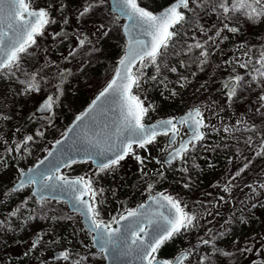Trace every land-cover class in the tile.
<instances>
[{
	"label": "rangeland",
	"instance_id": "obj_1",
	"mask_svg": "<svg viewBox=\"0 0 264 264\" xmlns=\"http://www.w3.org/2000/svg\"><path fill=\"white\" fill-rule=\"evenodd\" d=\"M39 1L46 6L50 18L55 23L47 25L44 33L37 38L39 55L35 58L34 66L38 69L49 67L51 70V76L48 71V74L43 77L50 83V86L48 87L46 84V87L50 90L49 97L53 98V108L47 116L39 117L35 113L38 104L34 110L35 103L30 101L28 109L30 114H26L25 118L12 121L8 116L0 115V211H4V215L16 211L20 207L18 204H11L8 200L9 195L13 193L11 188L20 173L25 172L26 168L46 154L47 149H50L57 140L54 139V135L62 132L65 123L71 117L76 116L80 112L79 109L88 104L98 86L93 84L84 93L76 94L71 91L75 84L70 79L78 77L81 72H84V76H87L88 73L94 77H104L106 72L109 75L108 69L114 64L115 57L122 56L125 49L124 40L119 42L111 41L108 38L112 34L104 26V19L113 15L110 14L109 8L99 4L100 2L94 0ZM89 4L93 7L85 16L81 17L80 12ZM144 5L147 4L144 3ZM58 33L59 35H56ZM81 40H85L83 46L80 44ZM41 47L49 49V59L40 52ZM223 47L227 49L225 54L227 58L237 57L234 53L236 46L232 47L226 42ZM240 50L241 47L237 46V52ZM219 52L215 48L211 56L214 58ZM70 53L72 54L70 55ZM202 58L204 59L205 56ZM143 64V67H141V63L139 64L137 71H142L150 66L149 61H143ZM231 66L234 67V65ZM161 70L163 69H160L159 73ZM159 73L156 68L151 70L150 78L156 76V79H159ZM235 75V70L231 69L227 82ZM75 80L80 81V78ZM101 80L102 78L99 79V81ZM154 84L156 93L165 95L164 100L168 102L171 97L179 95L178 92L185 85L181 80H157ZM65 85H68V91L64 89ZM33 92L36 95L38 91L35 89ZM225 99H228V94L225 95ZM196 108L202 113L206 125L202 130L203 141L196 144L195 148H190L181 163L166 171L154 165L156 164L154 159L157 160L160 155H164L159 144L160 141L151 144L147 150H134L142 158L143 164L138 162L132 154H129L126 159L120 162L119 166L110 171L112 179L110 183L104 185L103 191L99 193V200L103 203L101 207L106 211L102 217L107 218L114 213V209L110 206L105 207L110 202L112 195L108 192L111 190L110 185H112V190H115L113 194L115 202L113 203L122 204L125 201L124 210H131L143 203L149 196L161 193L171 196L180 203L185 212L196 217L193 225L182 231L166 247L167 252L170 253L168 257H174L179 252L191 250V257L185 260L184 264H199L203 253L198 249L206 246L201 243L206 239L210 241L206 247L210 252L214 249V251L218 250V252L229 256V262L222 261L221 264H264L263 222L248 214H245L243 218L242 213L238 211L242 206L241 202L250 201L248 206L252 207L255 201L261 200V196H264V190L263 195L256 194L257 191L260 194V186H263L264 189V175H262L264 171H259L255 178L249 182H238L236 185L232 183L239 169L249 159L248 157L256 153L258 143L253 139L250 140L248 147H251V150L238 163L237 155L221 149L226 136L225 129L228 130L236 126L235 114L228 109L218 115L215 109L209 107ZM37 132L42 135H37ZM63 133L64 131L62 135ZM27 136H32L33 140L25 145L24 140ZM162 142L166 146V139H163ZM17 145L20 146L19 150H17ZM216 147L220 148L215 149ZM146 160L150 162H144ZM151 161L153 162L151 163ZM80 171L86 173L88 168L84 167ZM163 172L167 175L178 174L176 176L180 178L185 175L184 179L190 188L187 197H183L179 193L180 186L178 187L174 180L168 182L157 178ZM245 182L248 183L243 185ZM140 183L142 184L140 185ZM150 185L151 188H149ZM122 208L123 206L118 204L116 209L121 210ZM48 218L50 219L51 216ZM64 218L66 221L62 223L64 224L63 228L59 231L51 233L50 226H48L39 230L38 234L31 235L26 241H20L17 247L1 250L0 254L15 262L22 259L23 256L33 254L32 260L28 264H51V260H55L52 257L53 252L61 250L58 249L62 246L61 242L77 244L81 250L86 251L88 238L82 233L80 223L77 224V221L68 216ZM34 237H37L38 241L35 248L32 243ZM3 259H5L4 256ZM76 259L74 255L70 258L71 261H76ZM209 263L216 264L214 260H210Z\"/></svg>",
	"mask_w": 264,
	"mask_h": 264
},
{
	"label": "trees",
	"instance_id": "obj_2",
	"mask_svg": "<svg viewBox=\"0 0 264 264\" xmlns=\"http://www.w3.org/2000/svg\"><path fill=\"white\" fill-rule=\"evenodd\" d=\"M173 1L137 0V4L139 7L156 14ZM214 2L215 0L208 3H205V0H197L196 4H190L191 10L185 11V21L172 29V31L176 32V35L170 41V47L162 56L157 57V62L161 66L160 69L163 70L159 73L160 78L155 81H184V88L178 92L179 95L171 97L168 102L164 100L165 95L156 93L155 81L150 78V72L156 66L151 63H149L150 66H147L142 71H137L139 65L135 68L134 73L140 78V86L133 89V94L143 101L145 107L148 105L152 106L144 118L145 122L175 118L196 107L215 109L218 115L224 113L223 110L227 109L234 113L236 126L225 131L226 136L224 137L225 140L221 149L237 155V162L240 163V160L244 159L246 154L251 150V147H248V142L253 139L258 143L256 153L248 157L249 159L239 169L240 174H236L233 178L232 183L236 185L238 182H249L255 178L259 171H264V148L261 147L262 143H264V107H261V105L264 102L259 100V97L264 95V82H262L258 73L255 72V69L259 68V65L255 61L259 59L260 52L264 51V19L255 23L249 21L243 15H236L230 19H225L218 8L215 11L213 10ZM26 3L32 9H45L47 11L46 6L41 4L39 0H26ZM144 3L147 5H144ZM99 4H103L106 8L108 7L106 2H100ZM181 11L184 10L181 9ZM104 23V26L112 34L108 38L111 41L123 42L124 39L121 33L122 22L115 16H108V18L104 19ZM225 24L230 28L238 29V31L235 33L228 31L224 27ZM217 31H220V36H216ZM37 38L39 36L35 38L36 42L38 41ZM226 42L232 47L236 46L234 49V53L237 55L236 58H227L225 56L227 49L223 47V44ZM197 43L203 45V48L192 47L189 51V46H194ZM237 46L241 47L239 52H237ZM38 48L39 44L36 43L28 47L26 52L21 54L18 66H13L11 70L4 69L0 72V115L8 116L12 121L20 120L21 118H25L26 114H30L28 112L31 104L30 101H34L35 110L37 104L39 105L41 101L50 95V90L46 87V84L49 87L50 83L49 81H45L43 77L48 74V71L51 76L50 68L42 67L38 69L34 66L35 58L39 55L37 52ZM215 48L220 52L213 58L211 55ZM40 49L43 56L49 59V49L42 47ZM201 51L207 52V56L204 59L200 56ZM120 58L121 56L115 57L114 64L108 69L109 75L106 72L104 77H94L88 73L87 76H84V72H81L78 76L80 81L75 80L78 77L70 79L75 84L74 89H71V91L76 94L84 93L93 84L98 85L88 104L79 109L80 112L78 114L84 111L91 99L110 81L115 72V63ZM249 60H251V63H249ZM241 64H247V67L241 68ZM231 65H234V67ZM171 68H175L176 71H170ZM231 69L235 70V76L239 75L243 79L241 86L237 89L236 95L229 101V99H225V95L228 94L229 90L224 85L229 79ZM33 76H35L34 82L37 84V97H35L36 95L33 90L26 91V82L31 81ZM253 76H256L255 80H253ZM100 78H102L101 81H99ZM64 89L68 91V85H65ZM183 100H186V102H183ZM146 102H149V104H146ZM253 105L255 106L251 107ZM76 116L71 117L65 123V127ZM65 127L63 131L66 130ZM62 132L56 133L54 139H58L62 135ZM219 148L216 147L215 149ZM258 152L260 155H257ZM176 175L178 174H168L166 181L171 182L174 180L176 185L180 186L179 188L177 187L179 193L183 197H187L190 188L184 179L185 175H183V178ZM248 182H245L243 185ZM263 190V186H260V194H258V191L256 194L258 196L263 195ZM260 199L257 202L255 201L252 207L248 206L250 205L248 204L250 201L241 202L242 206L238 211L242 213L243 218L245 214L251 215L252 218L255 217L260 222L262 221L264 226V196H261ZM18 205L20 207L16 212H8L5 209L8 213L4 215V211H0V253L1 250L17 247L20 241H26L31 235L38 234L39 230L48 226H50L49 230L51 233L59 231L63 228L62 225L64 224L62 223L66 221L64 217H71L77 223H80L79 217L70 214L65 204L60 202L45 201L36 203L33 201ZM48 216H51V218L49 219ZM61 244L62 246L58 249H67V252L70 254L69 259L51 260V264H68L69 262L71 264L74 262V264L103 263V257L94 250L91 243L86 247V251L81 250L74 243L61 242ZM207 246L198 249L203 253L201 257H208L205 260V264H210V260H214L216 264H221L222 261L229 262L230 258L227 254L224 255V253L214 251V249L210 252L209 248H206ZM73 255L77 258L76 261L70 260ZM221 255L223 256L221 257ZM3 256L5 259L2 260ZM3 256L0 254V264H28L32 260L33 254L23 256L22 259L16 262L5 255ZM156 257L162 260L169 258L166 246H162L158 250ZM190 257L188 256V258Z\"/></svg>",
	"mask_w": 264,
	"mask_h": 264
},
{
	"label": "snow or ice",
	"instance_id": "obj_3",
	"mask_svg": "<svg viewBox=\"0 0 264 264\" xmlns=\"http://www.w3.org/2000/svg\"><path fill=\"white\" fill-rule=\"evenodd\" d=\"M196 2L197 0H175L161 13L153 14L139 7L137 0H114V9L120 16L126 17L130 21L128 25L130 33L133 30L138 31L140 36L150 37V40L135 39L134 44H130L125 57L119 62L120 66L117 68L116 76L99 94L96 101H93V107H95L97 101H101L102 98L118 97L120 109V120L116 125L115 132L103 141L88 140V148L84 149L85 158L91 159L100 172L115 169L129 154H132L138 162L143 164L142 158L135 153L133 145L136 148L147 150V146L154 143L158 135H168L170 132L172 135L169 138V147L175 142L177 127L173 120L160 121L156 125L151 126H146L143 123L152 106L148 105L145 107L143 101L133 94V88H139L140 86V78L132 71V67L137 61H140L141 67H143V61L147 59L149 63L156 66L157 73H159L161 66L157 62V57L162 56L170 47V41L176 35V32L172 31V29L185 21V11H190V4H196ZM208 2H212V0H205V3ZM92 7L93 5L91 4L85 6L80 12V16H85ZM217 8L225 19H230L236 15H243L253 23L264 19V0H215L213 10L215 11ZM181 9L184 11H181ZM50 23H55V21L50 18L48 11L45 9L30 10V5L26 3V0H0V70H11L13 66H18L21 54L25 53L28 47L36 43L35 38L42 35L46 26ZM224 27L233 33L238 31L236 28H230L227 24ZM56 35H59V33ZM216 36H220V31H217ZM84 43L85 40L80 41L81 46ZM192 47L203 48V45L197 43L194 46H189V51ZM200 55L206 57L207 52L201 51ZM249 63H251V60H249ZM255 63L259 65L255 72L258 73L262 82H264V51L260 52L259 59ZM240 67L246 68L247 64H241ZM170 71L175 72L176 69L171 68ZM151 79L155 81L156 76ZM242 79L241 76L237 75L225 83V88L229 89V101L236 95ZM255 79L256 76H253V80ZM34 81L35 76L32 77L31 81L26 82V91L36 89L37 84ZM259 100L264 102V95H261ZM52 104L53 98L49 97L39 110H50ZM261 107H264V103H262ZM89 111H92V108ZM84 115H87V112ZM76 119L81 121L84 116H77ZM177 123L187 124L191 128V135L188 141L182 142L179 148L169 153L165 160L167 164H171L172 160L176 158H182L190 150V144L192 148H195L196 142L204 138V134L200 129L206 127V125L199 109L190 111ZM37 135H42V133L37 132ZM32 140V136H27L24 144L26 145ZM59 143L61 142L57 141V144ZM261 147L264 148V143H262ZM19 148L20 146L17 145V150ZM49 155L51 156L52 153L50 152ZM257 155H260V153L258 152ZM70 162L75 161H61L65 165ZM59 167L60 164L55 161L51 162V169H55L58 172ZM51 169L39 173L32 169L30 173L33 174L27 176L22 172L21 176L23 178L19 188H23L25 185H37L38 191L43 193L48 189L66 186L72 193V199L87 207L86 214L91 221L89 231L94 233V246L98 247L100 251L107 252L113 256H133L141 264H144L145 261L147 264H173L172 261L157 260L154 254L167 241L181 234L183 230H187L196 219L194 215L185 212L179 202L171 196L161 194L158 199H152L159 208L166 209V211H156L148 215L138 211H129L127 216H121L119 219L128 220L129 218H135L134 224L125 225L123 232L119 228L110 230V225H105L102 221L97 220L99 216V212L95 207L98 202L96 200L97 192L92 186V181L84 177L68 180L63 176L52 174ZM239 174L238 172L237 175ZM56 181L60 183L57 184ZM149 188H151V185ZM13 190L16 191L18 189ZM84 196H88L91 203L85 201L83 199ZM41 199H43V196H41ZM165 201L166 204L163 203ZM113 219L114 222L119 223L118 220ZM145 221L151 227V232L147 233V240L141 236V233H145ZM36 243L38 241L33 243V248L36 247ZM201 243L208 245L210 241L205 239ZM191 254V250L182 253L176 257L175 264H183V261ZM69 255L68 252H63L58 258L68 260ZM206 259L208 257H201L199 264H205Z\"/></svg>",
	"mask_w": 264,
	"mask_h": 264
},
{
	"label": "water",
	"instance_id": "obj_4",
	"mask_svg": "<svg viewBox=\"0 0 264 264\" xmlns=\"http://www.w3.org/2000/svg\"><path fill=\"white\" fill-rule=\"evenodd\" d=\"M94 1H97V2L98 1H106V2H108L110 14L116 16L118 19H120L122 21L121 33H122L123 39L125 41V49H124V53H123L121 59L125 57V54L129 48L130 44H134L135 39H142L145 41L150 40V37L140 36L138 31L133 30L130 33L129 28H128L130 21H128V19L126 17L120 16V14L114 9V0H94ZM169 6H167L166 8H168ZM166 8H164L163 10L158 12L157 14L161 13ZM30 10H32V9H30ZM33 10H39V9H33ZM25 18L27 19L26 14H25ZM121 59L118 61L117 65H116L115 72H114V74H113V76L109 82H111L113 80V78L116 76V71H117V68L120 66L119 62L121 61ZM139 63H140V61H137L133 65L132 71H134L135 67ZM2 70H4V69H2ZM2 70H0V71H2ZM109 82H108V84H109ZM107 85L101 90V92L107 87ZM227 90H229V89H227ZM101 92H99L97 94V96L92 100L90 105L80 115H78V116H84V119L81 121H77V119H76L77 116H76L65 132V133H67V135H65V133H64V135L62 137H60L58 140H56L53 147L46 153V155L42 159H40L38 162H36L33 167H31L28 170H26L25 172H23L25 176H27L29 174H33V173H30V170H32V169H35L36 173H39L41 171H48L49 169H51V162H53V161H55L57 164H60L59 171L62 170L63 168H65L66 166H69L70 164L77 163V162H85V161L90 162L94 167H97V165L95 163H93V161L91 159L85 158L86 154H85L84 149L88 148L87 141L90 139L101 140V141L105 140L107 137L111 136L115 132L116 125L120 120V109H119L118 97L107 98V99L102 98L101 101H97L96 106L93 107V101H96V98L99 96V94ZM48 98H46L45 101ZM44 102H42L36 110V113L38 115H47L52 110V108H51L50 110L40 111L39 109L41 108V105H43ZM90 108H92V111H89ZM194 109H197V108H193L191 110H188L184 114L179 115L176 118L161 119V120L156 121L152 124H147L146 126L156 125L160 121L169 120V119L173 120V123L176 124V127L184 126L188 135L174 149L179 148V146L182 142H186L190 139L191 128L187 124H179L177 122L181 118L185 117L190 111H192ZM86 112H87V115H84ZM204 123H205V121H204ZM203 128L200 129V131L202 133H203V131H202ZM70 129H71V131H69ZM171 135L172 134L170 132L169 137L167 139L168 145H169V138ZM177 136H178V134L176 133L175 141L177 140ZM57 141H60L61 143L57 144ZM201 141H199V142H201ZM199 142H196V143H199ZM173 144L174 143H172L171 146ZM133 146H135V145H133ZM190 146H191V144L189 145V148H190ZM174 149H172L169 153H171ZM50 152L52 153L51 156L49 155ZM169 153L165 156L164 161L169 156ZM179 159H181V158H176V159L172 160V162L175 160H179ZM63 160L75 161V162H70V163L65 165V164L61 163V161H63ZM41 161H43V163H41ZM51 173L54 175H57V171H55V169H51ZM22 178L23 177L20 176L18 182L15 184L13 189H18V190L21 189V188H19V185L21 183ZM72 180H74V179H72ZM56 183L59 184L60 182L56 181ZM26 186L27 185H25L24 187H26ZM32 187H33L32 188V195L38 201L48 199V200H55V201L64 202L70 213H73V214L76 213V214H79L81 216V220H82V224H83L84 228L87 231H89L91 221L89 219V216L86 214L87 213V207L85 205H80L78 202H75L72 199L71 191L69 189H67L66 186L57 187L55 189H48V190H45L43 193H40L38 191L37 185H32ZM160 195L161 194H155L152 197H149L143 204H141V205H143V207H141V205H140L137 207V209L135 211H138L139 213H142L144 215H148V214L154 213L156 211H161V212L166 211V209L159 208V206L153 202L152 198L158 199ZM41 196H43V199H41ZM88 198H89L88 196L83 197V199L85 201L89 202ZM163 203L166 204V201ZM123 216H127V213ZM134 220H135V218H129L128 220L118 219L119 223H116L115 227L110 228V230H115V229L119 228L123 232L125 225L134 224ZM149 232H151V227L148 226L147 221H145V233H141L142 238L147 240L148 239L147 233H149ZM91 234H92V246L94 247L96 252L103 254L104 264H141V262L139 260L135 259L133 256H127V255L113 256L107 252L100 251L98 247L94 246V241H93L94 233H91ZM35 241H36V239H34V242ZM129 243H130V239H129ZM63 252H66V251H56L52 254V257L54 259H62V258H58V257H60V254ZM182 253H186V252H181L176 257L181 255ZM176 257L172 261L173 264H175ZM159 261H163V260H159ZM144 264H147V262L145 261Z\"/></svg>",
	"mask_w": 264,
	"mask_h": 264
},
{
	"label": "flooded vegetation",
	"instance_id": "obj_5",
	"mask_svg": "<svg viewBox=\"0 0 264 264\" xmlns=\"http://www.w3.org/2000/svg\"><path fill=\"white\" fill-rule=\"evenodd\" d=\"M30 9H32V8H30ZM134 89V88H133ZM102 90V89H101ZM100 90V91H101ZM99 91V92H100ZM98 94V93H97ZM47 98V97H46ZM45 98V99H46ZM95 98V97H94ZM93 98V99H94ZM93 99H91V101H90V103L92 102V100ZM44 101V100H43ZM43 101H41V102H43ZM41 102H40V104H41ZM89 103V104H90ZM146 104H149V102H146ZM48 115V114H47ZM47 115H38L39 117H44V116H47ZM165 119V118H164ZM159 120H161V119H158V120H153V121H150V122H145V120H143V123L145 124V125H147V124H152V123H154V122H156V121H159ZM72 122V121H71ZM71 124V123H70ZM69 124V125H70ZM68 125V126H69ZM68 126L65 128L66 130H67V128H68ZM66 130L64 131V133L66 132ZM63 133V134H64ZM177 134H178V136H177V140L174 142V144L172 145V146H170L169 147V145H168V143H167V139H168V137H169V134L168 135H163V134H161V135H158L157 137H156V141L154 142V143H158L159 141H160V145H161V147H162V149H163V153H164V155L162 154V155H160L159 156V158L156 160V159H154V162L156 163V164H154L157 168L159 167L160 169H162L163 171H166V170H169L170 168H172V167H174V166H176L177 164H179V163H181L182 162V160H183V158H184V156L181 158V159H179V160H175V161H173L171 164H166L165 163V161H164V159H165V156L172 150V149H174L187 135H188V133L186 132V130H185V127L184 126H180V127H177ZM62 136V135H61ZM60 138V137H59ZM163 139H166V146H165V144L162 142L163 141ZM153 144V143H152ZM151 145V144H150ZM150 145H148L147 147H149ZM192 147V146H191ZM133 148H134V150H136V149H138V150H144V149H141V148H136V146H133ZM50 149H47V151H46V153L49 151ZM46 155V154H45ZM44 155V156H45ZM43 156V157H44ZM43 157H41L40 159H42ZM39 159V160H40ZM126 159V158H125ZM38 160V161H39ZM38 161H36V162H38ZM36 162H34L30 167H28V168H26L25 169V171L26 170H28L29 168H31V167H33L34 166V164L36 163ZM144 162H147V163H149L150 161H148V160H146V161H144ZM153 161H151V163H152ZM84 167H87L88 168V171H86V173L85 172H82V171H80V169H82V168H84ZM90 168V169H89ZM110 171L111 170H109V171H105V172H100L99 171V169L97 168V167H94L90 162H87V161H85V162H77V163H73V164H70L69 166H66L65 168H63L62 170H60V171H58L57 172V175L58 176H63V177H65L66 179H68V180H72V179H78V178H80V177H84L85 179H89V180H91L92 181V186H93V188L96 190V192H97V196H96V200L98 201L97 202V204L95 205V207L97 208V210H98V212H99V216L97 217V220L98 221H102L105 225H110L111 226V228H114L115 227V225H116V222H114V219L113 218H115L116 220H118L121 216H123V215H125L126 213H128L129 211H135L136 209H137V207L140 205V204H143V203H140V204H136L137 206L135 207V208H132L131 210H124L125 208V204H126V202L125 201H123V203L122 204H120L119 202H117V204H115V203H113V202H115V201H113V194L115 193V190H112V185H110V188H111V190H109L108 192H110L112 195H111V197H110V202L108 203V205H106L105 207H108V206H110L112 209H114V213L113 214H111L110 216H108L107 218H104V217H102V215L106 212V211H104V209L101 207V204H103L100 200H99V193L101 192V191H103V188H104V185H106V184H108V183H110V180L112 179V172L110 173ZM24 172V171H23ZM22 173V172H21ZM21 173H20V175H19V177L16 179V181L14 182V185L12 186V188H11V190H12V192L13 193H11V195H9V202L11 203V204H16V203H18V204H24V203H29V202H36V203H42V202H45V201H54V202H60V203H63V204H65L64 202H62V201H55V200H48V199H44V200H42V201H38L33 195H32V185H27L26 187H23V188H21L20 190H16V191H14L13 190V188H14V186H15V184L18 182V180H19V178H20V176H21ZM157 178H159V179H162V180H167L166 178H167V174L165 173V172H163V173H161L160 174V177H157ZM140 181H142V180H140ZM142 183H140V185H141ZM157 192V191H156ZM155 194H161V193H155ZM155 194H153V195H155ZM153 195H151V196H153ZM151 196H149V197H151ZM148 197V198H149ZM89 199V198H88ZM89 202L91 203V201L89 200ZM138 203V202H137ZM122 205L123 206V208L121 209V210H117L116 208H117V205ZM65 206H66V204H65ZM115 206H116V208H115ZM12 210V209H11ZM14 212H16V211H14ZM70 213V212H69ZM70 214H73V213H70ZM74 215H77L78 217H79V220H80V227L82 228V233L84 234V235H86L87 236V238H88V244H87V246L91 243V245H92V234L89 232V231H87L85 228H84V226H83V224H82V220H81V216L79 215V214H74ZM78 224V223H77ZM179 235V234H178ZM178 235H176L173 239H171V240H169V241H167L164 245H162V246H166V247H168V245L171 243V241H173L174 239H176L177 237H178ZM34 239H36V241H37V237H34L33 238V240H32V243H34ZM35 241V242H36ZM66 251L67 252V249H61V250H57V251ZM54 252H56V251H54ZM53 252V253H54ZM102 257H103V254L102 253H99ZM170 253L169 252H167V255H169ZM155 256H156V253L154 254ZM176 256H174V257H172V256H169V258L167 259L168 261H173L174 260V258H175ZM63 259V258H62ZM62 259H58V260H62ZM56 260V259H55ZM157 260H162V259H159V258H157ZM102 264H104V257H103V263Z\"/></svg>",
	"mask_w": 264,
	"mask_h": 264
}]
</instances>
